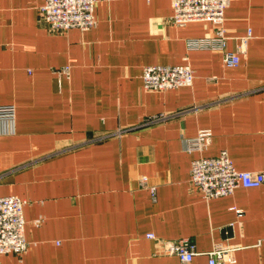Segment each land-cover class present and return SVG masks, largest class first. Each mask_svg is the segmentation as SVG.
<instances>
[{
	"label": "crops",
	"instance_id": "1",
	"mask_svg": "<svg viewBox=\"0 0 264 264\" xmlns=\"http://www.w3.org/2000/svg\"><path fill=\"white\" fill-rule=\"evenodd\" d=\"M43 2L0 0V105L16 108L13 131L0 123V195L25 200L28 244L0 264H181L162 251L181 237L198 251L188 264H207L217 242L238 245L228 264H264V183L209 200L189 183L191 159L222 149L264 171V0L224 11L228 50L249 32L232 66L187 47L214 27L173 25L170 0H97L94 27L63 33L40 21ZM184 62L190 86L144 89L145 65ZM201 129L205 147L187 150Z\"/></svg>",
	"mask_w": 264,
	"mask_h": 264
},
{
	"label": "built area",
	"instance_id": "2",
	"mask_svg": "<svg viewBox=\"0 0 264 264\" xmlns=\"http://www.w3.org/2000/svg\"><path fill=\"white\" fill-rule=\"evenodd\" d=\"M97 0H44L38 8V17L47 30L63 33L71 28L88 30L95 26L94 15ZM170 22L181 26L190 21H207L214 27L211 36L191 38L187 40L189 49L218 50L225 66L238 63L239 54L245 52L249 32L239 39L237 51L226 47V33L223 26L224 11L230 0H170ZM58 74L68 75L69 66L55 70ZM142 85L146 90H166L193 83L194 73L191 66L184 62L179 64L145 65L141 74ZM16 108L13 104L0 105V123L3 132L13 131ZM164 119V116L151 117L146 123ZM210 130L201 129L195 137L185 139L187 150L201 151L210 137ZM189 183L200 192L205 200L231 194L236 188H253L264 183V171H243L233 165L227 151L220 150L214 156L200 155L192 158L189 169ZM142 188L149 189L154 197V186H150L146 176L138 179ZM25 200L15 194L0 195V255L13 253L20 257L27 250L24 235V219L22 214ZM238 213V210L235 209ZM237 215H240L239 213ZM42 218H37L38 224ZM147 237H153L148 233ZM162 251L178 257L181 264H188L198 254L195 244L188 237L163 239ZM238 245L231 243H214L205 252L207 264H228L235 262L234 252Z\"/></svg>",
	"mask_w": 264,
	"mask_h": 264
},
{
	"label": "water",
	"instance_id": "3",
	"mask_svg": "<svg viewBox=\"0 0 264 264\" xmlns=\"http://www.w3.org/2000/svg\"><path fill=\"white\" fill-rule=\"evenodd\" d=\"M230 230V228H228V231Z\"/></svg>",
	"mask_w": 264,
	"mask_h": 264
}]
</instances>
